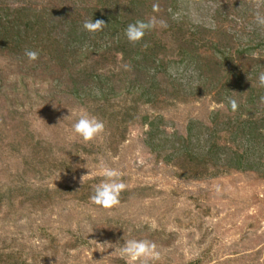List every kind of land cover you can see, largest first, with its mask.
I'll use <instances>...</instances> for the list:
<instances>
[{
  "label": "trees",
  "instance_id": "trees-1",
  "mask_svg": "<svg viewBox=\"0 0 264 264\" xmlns=\"http://www.w3.org/2000/svg\"><path fill=\"white\" fill-rule=\"evenodd\" d=\"M154 3L159 6L156 12ZM181 4V0H0V57L22 81L47 83L45 93L38 95L43 100L81 107L102 120L110 148L127 140L131 126H139L144 128L143 146L156 161L173 166L180 178H217L233 171L264 180V88L257 81L264 72V35L255 22L246 31V21L256 11L247 0L225 1L213 10L212 22L204 25L181 15ZM231 11L241 18L239 23L228 18ZM151 17L165 21L167 28L156 27L140 42L129 43L124 36L127 25ZM91 19L103 20L106 26L89 33L82 25ZM25 49L38 51V59L29 61ZM125 64L128 70L122 67ZM0 90L1 152L19 153L20 162L40 180L52 170H75L82 156L101 149L96 139H74L52 150L50 140L40 137L24 111L14 106L13 101L24 96L31 102L26 84L21 91L16 82L7 91L3 86ZM227 96L237 100V111L227 106ZM208 97L215 107L204 117L189 118L182 129L174 125L168 129L163 114L147 110ZM93 186L92 179L55 189L15 181L0 187V202L11 205L17 199L20 204L46 206L60 191L87 200ZM5 263L26 261L11 251Z\"/></svg>",
  "mask_w": 264,
  "mask_h": 264
},
{
  "label": "rangeland",
  "instance_id": "rangeland-1",
  "mask_svg": "<svg viewBox=\"0 0 264 264\" xmlns=\"http://www.w3.org/2000/svg\"><path fill=\"white\" fill-rule=\"evenodd\" d=\"M181 1V15L209 25L217 6L237 0ZM247 2L264 14V0ZM237 15L231 11L228 18L239 23ZM246 22V31H251L254 18ZM259 32L264 35V28ZM175 70L169 69L171 73ZM0 73L4 78L0 86L6 91L10 83L16 82L19 90L26 84L31 102L24 96L13 101L14 106L24 111L40 137L50 140L52 150L80 139L72 124L85 112L81 107L43 100L38 95L45 93L48 84L30 78L22 81L2 57ZM214 107L208 97L147 110L163 114L168 129L173 125L182 129L189 118L204 117ZM143 129L131 126L127 140L113 149L104 127L96 138L101 144L96 154L82 156L73 171L52 170L42 180L20 162L19 153L0 149V187L4 189L27 180L51 189L78 186L91 179L96 185L103 179L100 161L120 171L126 184L120 204L110 209L92 204L90 198L78 200L67 191L55 193L46 206L20 204L17 199L11 205L0 202V264H6L11 251L26 264H129L119 254L123 239L154 242L160 253L155 264H264V180L233 171L217 178H180L173 166L156 161L143 146Z\"/></svg>",
  "mask_w": 264,
  "mask_h": 264
},
{
  "label": "clouds",
  "instance_id": "clouds-1",
  "mask_svg": "<svg viewBox=\"0 0 264 264\" xmlns=\"http://www.w3.org/2000/svg\"><path fill=\"white\" fill-rule=\"evenodd\" d=\"M153 11L159 9L158 4L152 5ZM253 18L258 27L264 28V14L254 12ZM103 20H85L83 29L89 33H95L103 30L105 27ZM156 27L167 28V24L163 20H158L156 17L149 18L146 22L137 20L134 23H129L124 30L126 40L131 44L140 42L147 31ZM24 56L29 61L38 59L39 52L36 50L25 49ZM124 70H128V65H122ZM258 86L264 88V72H260L257 77ZM227 106L232 112L237 111V100L232 96L225 97ZM264 102V97L261 98ZM67 115L66 117H68ZM65 117V118H66ZM104 122L96 116L85 111L72 124L73 133L84 142L93 141L104 132ZM101 175L103 179L93 186L90 201L92 204L103 209H110L120 204V194L126 189V184L121 180V173L115 168L107 166L103 161H100ZM85 176V175H84ZM83 177V176H82ZM81 177V182H82ZM217 188V192H219ZM123 243H119V254L126 259L129 264H155L160 259V253L154 242L147 239H123Z\"/></svg>",
  "mask_w": 264,
  "mask_h": 264
}]
</instances>
